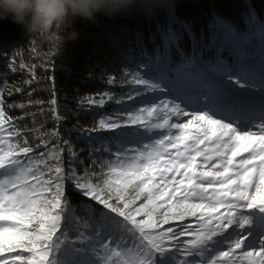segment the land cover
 <instances>
[{
  "label": "snow or ice",
  "instance_id": "obj_1",
  "mask_svg": "<svg viewBox=\"0 0 264 264\" xmlns=\"http://www.w3.org/2000/svg\"><path fill=\"white\" fill-rule=\"evenodd\" d=\"M139 7L155 26L154 47L122 70L120 85L157 94L142 107L67 129L54 76L48 108L31 99L35 65H18L31 77L27 100L9 103L24 89L0 77V264H264V15L244 0L242 27L213 10L197 35L176 0ZM8 69L16 73L15 56ZM190 81L198 89L176 87ZM135 97L105 90L77 105ZM48 112L52 128L36 121ZM72 133L99 142L87 162L65 139Z\"/></svg>",
  "mask_w": 264,
  "mask_h": 264
},
{
  "label": "trees",
  "instance_id": "obj_2",
  "mask_svg": "<svg viewBox=\"0 0 264 264\" xmlns=\"http://www.w3.org/2000/svg\"><path fill=\"white\" fill-rule=\"evenodd\" d=\"M250 2L255 5L261 15H264V0H250ZM140 3L141 0H138L135 7L129 10L132 13L131 16L121 12L113 16L98 14L91 22H82L77 19L75 28L79 31L78 39L69 40L63 45L29 35L11 19L0 20V77H7L8 89L15 87L24 89L22 94L7 97L8 102L28 99L29 87L25 85V80L31 77L27 71L18 68L19 63L23 62L29 67L35 65L37 81L30 86L31 89H35L31 99L45 101V108L49 107L47 101L52 96L53 83L49 77L54 76L60 114L65 117L63 128L71 129L77 123L83 127H91L98 115H112L139 107L147 94L135 97L132 86L125 84L121 87L120 82L125 79L122 70L140 63L143 59L141 53L145 47L149 53L154 47L149 37L155 33V26L143 18ZM176 3L180 16L191 21L197 35L201 31L207 34L209 13L213 10L223 13L230 20L243 26L241 11L244 0H176ZM67 31V29H61L59 34L66 36ZM137 33H142V39H138ZM156 42H159L158 38ZM183 48L186 50L190 48L187 37L183 40ZM208 55L205 53L206 57ZM13 56L16 57V73L8 69ZM174 59L178 58L174 56ZM111 75L116 77L115 85H107V79ZM0 83L3 81L0 80ZM105 90L115 92L117 98L128 93H132L135 98L125 100L119 105L114 102L107 103L103 108L93 107L86 110L78 107L79 96ZM25 111L38 112L39 109L28 108ZM10 115L19 116L21 111L11 110ZM50 117V112L44 117L37 115L36 121L43 123L47 120L46 127L52 128L54 124ZM24 124L31 126V120L20 122L21 127ZM121 131L134 133L135 127L130 126ZM99 135L109 138L114 137L115 134L103 132ZM29 139L31 140V137ZM65 139H71L77 150L84 149L80 156L86 162L90 148L99 146V142L96 145L88 144L84 139L78 138L76 133H72L70 137L65 136ZM77 199L78 197L73 194V203Z\"/></svg>",
  "mask_w": 264,
  "mask_h": 264
},
{
  "label": "clouds",
  "instance_id": "obj_3",
  "mask_svg": "<svg viewBox=\"0 0 264 264\" xmlns=\"http://www.w3.org/2000/svg\"><path fill=\"white\" fill-rule=\"evenodd\" d=\"M138 0H0V20L11 19L23 31L47 42L63 45L76 40L77 19L94 21L98 14L113 16L129 11ZM67 29L66 36L59 31Z\"/></svg>",
  "mask_w": 264,
  "mask_h": 264
},
{
  "label": "rangeland",
  "instance_id": "obj_4",
  "mask_svg": "<svg viewBox=\"0 0 264 264\" xmlns=\"http://www.w3.org/2000/svg\"><path fill=\"white\" fill-rule=\"evenodd\" d=\"M225 59H228V56L225 55ZM176 87L178 88H182V87H191L192 89H198L199 85L196 83V81H190V82H182L180 84H177ZM153 95H157V94H147L144 101L142 103H140L139 107L143 106V103H148L151 102ZM159 98H163V94H159ZM137 107V108H139Z\"/></svg>",
  "mask_w": 264,
  "mask_h": 264
}]
</instances>
